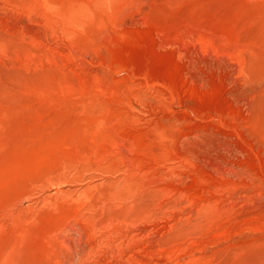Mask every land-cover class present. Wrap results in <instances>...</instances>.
Listing matches in <instances>:
<instances>
[{"label":"rangeland","instance_id":"374dc122","mask_svg":"<svg viewBox=\"0 0 264 264\" xmlns=\"http://www.w3.org/2000/svg\"><path fill=\"white\" fill-rule=\"evenodd\" d=\"M0 264H264V0H0Z\"/></svg>","mask_w":264,"mask_h":264}]
</instances>
